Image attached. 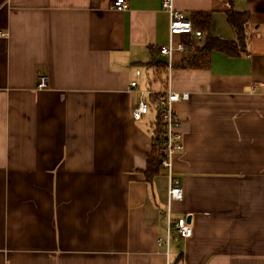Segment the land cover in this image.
Instances as JSON below:
<instances>
[{
    "label": "crops",
    "instance_id": "obj_1",
    "mask_svg": "<svg viewBox=\"0 0 264 264\" xmlns=\"http://www.w3.org/2000/svg\"><path fill=\"white\" fill-rule=\"evenodd\" d=\"M126 1L0 0V264H264V0H173L216 39L236 38L231 12L250 23L240 57L184 69L173 55L172 88L190 99L175 105L171 219L191 216L193 236L169 247L166 171L144 174L156 115L135 122L130 91L167 62L169 14Z\"/></svg>",
    "mask_w": 264,
    "mask_h": 264
},
{
    "label": "built area",
    "instance_id": "obj_2",
    "mask_svg": "<svg viewBox=\"0 0 264 264\" xmlns=\"http://www.w3.org/2000/svg\"><path fill=\"white\" fill-rule=\"evenodd\" d=\"M164 10L169 14V36L170 42L167 46L157 48V54L160 57L167 59L166 73V89L161 91L152 87L149 83V75L146 76V84L140 87L139 83L134 80L130 83V91L137 95V103L132 112V118L135 122L141 121L149 112H154L160 116L164 125L165 141L161 150V165L166 171L168 178V208L166 211L167 217V239L162 241V245L169 247L173 232L182 238L190 239L193 236V227L187 222L186 218H179L175 223L171 219V206L175 203H180L184 199L183 188L180 181L174 177L173 165L174 158L177 154L184 150V134L181 131L182 123L179 115L175 111V105L182 101H188L190 94L187 92L179 93L173 90V55L178 52L183 55H188L186 50V38L194 36L199 38L202 36V31L195 30L192 21L186 15L174 8L173 0H162ZM113 7L118 11H125L129 5L126 0H114ZM2 36V34H0ZM174 36L184 38L177 45H173L172 39ZM137 76L144 75L140 69L136 70ZM47 87V78H40L37 86L38 89Z\"/></svg>",
    "mask_w": 264,
    "mask_h": 264
},
{
    "label": "trees",
    "instance_id": "obj_3",
    "mask_svg": "<svg viewBox=\"0 0 264 264\" xmlns=\"http://www.w3.org/2000/svg\"><path fill=\"white\" fill-rule=\"evenodd\" d=\"M195 30L202 31V36L195 38L194 36L187 37L186 50L188 57L183 61L184 69H206L208 68L211 55L218 51L230 57H240L247 53L248 27L250 16L248 14H238L231 12L228 15V21L234 31V40H222L212 37L210 33L209 16L206 14H196L191 20ZM148 70H151L148 83L154 87L158 85V90L165 91L166 89V73L167 62L155 59L152 63L146 65ZM165 141L164 125L160 116L153 124L152 148L148 155V164L145 174V180L151 183L154 178L161 175L164 171L161 165V150ZM182 261V257L178 258V262Z\"/></svg>",
    "mask_w": 264,
    "mask_h": 264
},
{
    "label": "water",
    "instance_id": "obj_4",
    "mask_svg": "<svg viewBox=\"0 0 264 264\" xmlns=\"http://www.w3.org/2000/svg\"><path fill=\"white\" fill-rule=\"evenodd\" d=\"M191 219H192V217L189 216V217L187 218V222H188V223H191Z\"/></svg>",
    "mask_w": 264,
    "mask_h": 264
},
{
    "label": "rangeland",
    "instance_id": "obj_5",
    "mask_svg": "<svg viewBox=\"0 0 264 264\" xmlns=\"http://www.w3.org/2000/svg\"><path fill=\"white\" fill-rule=\"evenodd\" d=\"M154 87H155V88H158V86H157V85H154ZM144 117H145V116H144ZM149 117H151V115H149Z\"/></svg>",
    "mask_w": 264,
    "mask_h": 264
}]
</instances>
